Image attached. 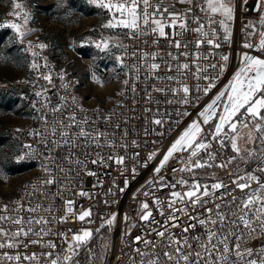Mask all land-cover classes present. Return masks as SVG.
I'll use <instances>...</instances> for the list:
<instances>
[{"label": "snow or ice", "instance_id": "6c2138e0", "mask_svg": "<svg viewBox=\"0 0 264 264\" xmlns=\"http://www.w3.org/2000/svg\"><path fill=\"white\" fill-rule=\"evenodd\" d=\"M88 2L98 8L107 10L111 14L108 22L102 25L106 29L127 30L123 34L133 40L139 39L141 36L152 35L156 37L153 40L154 44L159 43V38H164L169 41V47H174L177 50L185 49V51L179 52V55L172 52L167 53L171 60L177 61L180 56H183L185 61H187L190 55L186 51L188 44L182 43L177 39L179 35L188 31L197 34L194 45L196 49L204 45L219 48L221 44L217 42L219 39L217 27L222 29L224 40L229 41L231 38L230 25L235 18L232 0H195L197 9L195 15L192 13L193 0H179L180 3L189 5L184 13L169 12V6L162 8L163 0H155V2L153 0H88ZM243 2L247 3V0H243ZM11 8L12 11L9 12V15L13 16L15 20L7 22L3 27L12 29L18 41L23 43L26 36L33 32V29L28 27L31 13L19 0H11ZM253 10L261 13L259 30L257 31V24L249 23L245 25L246 29L251 28L252 31L246 32V42L243 47L252 49L264 56V0H258ZM166 13L167 15L165 16ZM189 18L196 25L195 28H188ZM166 28L170 29V32H166ZM119 35L120 33H117L116 37L101 40L95 43V47L102 52L110 50V46L116 49L123 48L124 55H117L115 58L122 69L131 68L135 70V76H131L128 71L124 72L125 76L133 80L131 91L135 94V82L140 80L139 71L141 65L134 63L129 66L125 63V56L128 55L127 49L119 42ZM251 37H256L257 42L255 44L251 42ZM112 39H115L116 43H112ZM34 48L43 50L46 45L43 43L35 46L28 45V50L31 51L32 56L37 57L40 53L34 51ZM131 55L138 60L145 61L143 66L146 72L150 74L160 71L162 66L168 72L179 73V76L173 74L163 78L147 75L145 80L153 78L165 81L163 86L156 87L153 91L166 95L170 94L172 97H179L178 100L169 99L166 103L172 104L175 102L183 105H188L190 103L189 97L193 95V90L187 84V73L189 70L194 69L192 75L197 81H209L203 87L197 84L194 90L195 93L203 92L207 96L216 87L215 81L225 71L229 59L227 55H222L220 60L224 63L220 64L218 68L216 63L205 67L198 62L201 58H208L211 53L201 54L200 52H195L193 60L197 61V63L190 65L188 62H184L182 64L177 63L174 66L164 61L163 56L158 53L150 54L144 52L137 54L133 52ZM149 59L153 62L147 63ZM157 60L160 62H155ZM41 66L48 67L46 58L43 65L37 63L35 59L32 61L31 67L33 69L38 71ZM209 68L213 70L218 68L214 77L209 72ZM202 72L208 74L201 76ZM43 78L49 84L52 83L50 73L44 74ZM60 79H64L63 75L60 76ZM92 79L101 87L105 84L104 80L94 74ZM129 79H125L122 82L125 87L128 86ZM64 87L67 88V85H64ZM144 92L147 95L148 89L145 88ZM37 95H40V93H37ZM60 99L64 100L65 98L61 97ZM72 99L75 101V97ZM148 100H152L151 96H148ZM156 103H160V101H156ZM51 111L54 113L61 112V117L55 118L50 122L46 117L43 118L46 125L51 124V127L46 129V134L44 135V144L50 153H55L57 148L69 150L79 148L84 149L81 155L86 160L90 156L86 151L89 146L94 149L116 147L117 142L108 139L109 136L115 135V131L109 133L107 129H96L94 127L89 130L85 127L89 123L87 117L77 121L75 114L68 113L64 104L53 106ZM190 114L187 111L176 113V115L181 117ZM157 115L163 116L165 114L157 110ZM167 115L171 116V113H167ZM104 123L113 124L114 129L120 131L122 138L127 136V131L120 128L118 123L113 122L111 115L104 118ZM151 123L163 126L167 121L163 118H154ZM175 123L178 124L179 121L177 120ZM91 124L95 125V121L93 120ZM57 125H60V127L58 128ZM208 125H211V127L207 128L206 131L205 126ZM33 135L38 136L41 134L34 133ZM48 136H58V139L49 141ZM213 144L218 146V151L221 155H223L225 149H230L233 155L218 161L217 153L211 151ZM120 146L126 147L123 144ZM25 147L32 149L30 144L25 145ZM154 155L155 153L150 155L149 159H152ZM97 156L98 160L94 159L92 163H103V156L98 153ZM174 157L182 166L179 168L173 166L172 171L190 173L192 174V180L190 182L181 176L174 183H168L161 178L162 187L172 189L179 184L183 189V191H170V199L165 206L172 209V211L166 219L171 222V227H181L180 224L176 223L179 219L176 213L186 212L189 204L193 210L201 208L203 212L197 216L189 215V220H194L196 223H189L187 226L182 227L180 235L171 232L168 225L162 224L161 227L164 230H157L156 232L162 238V247L157 245L155 241L142 240L141 235L134 237L133 243L136 245L142 244V247L133 249L136 255L130 258L132 264H264V245L256 249L247 246L250 240L264 237V58L249 55L248 53L242 54L241 66L235 71L228 84L211 99L210 103H207L197 113L196 119L186 125L184 130L171 143L159 166L154 171L159 174L161 169ZM56 158L54 155L48 156L51 161H55ZM108 158L115 160L117 164H122L124 160L123 156L109 155ZM59 159L70 163H80V167H83V163L77 160L75 153L72 151L59 157ZM249 164H254L255 168L251 171L240 168V165ZM233 165L236 166V171L229 172V176L232 177L231 182L235 185V188L229 192L221 191V189L226 187L222 179L208 184L202 183L195 178L196 170L198 169H223ZM45 171L51 177V170L46 168ZM59 171L67 174L72 169L66 170L61 167ZM133 172L135 173V170ZM257 172L261 173V175H257ZM88 175H94V173L89 171ZM54 183L56 181L53 178L44 181L45 185ZM253 184L257 185V187L253 188ZM236 189L242 195L233 197L231 201L226 200L225 198L231 194V191ZM41 194L49 195L47 193ZM79 195L87 196L88 193L80 192ZM144 195L147 196L148 193L146 192ZM216 199H222L224 203L215 204ZM65 203L66 212L68 214L75 213L78 221L81 223L93 222L90 219L93 215L91 209L76 213L73 207L74 201L67 200ZM154 203L159 209V214L163 215L160 205L164 201L157 199ZM209 203L214 204L215 211L213 208L206 207ZM177 204L183 205V207H176ZM22 207L23 205H19L14 211H19ZM41 207V205L29 207L27 211L37 213ZM141 207L140 218L143 221H149L153 215L149 204L145 202ZM7 210L5 205L3 211L7 212ZM52 210L51 207L45 208V211ZM60 219L63 222L65 217ZM115 219L116 217L113 215L106 222L101 223L95 229V232L99 233L100 229L105 226L111 227ZM124 219L127 220V217L125 216ZM0 221H11V223L19 226L11 235L5 229L0 228V249L5 247L18 248L20 243H22L20 238H26L31 234L39 239L31 240L29 243H42L43 246L50 249V251L41 254L47 258V264H96V260L100 258L93 248L89 246L94 236L92 229H82L78 233H73L71 241H68L67 234L57 233L56 235L63 236L66 247L62 252L56 253L55 243L43 241V237L50 235V230L46 226L54 222L51 218L42 216L38 218L30 217L25 222L22 217L0 215ZM153 222L158 223L157 221ZM25 224L27 225L26 227ZM33 225H40L41 227L34 231ZM197 227L201 230L199 233L194 231ZM190 230H193L192 234L188 235ZM82 250L86 253L83 261L79 259ZM0 259L19 261L21 257L3 253ZM23 259L26 261H38L36 254L25 255Z\"/></svg>", "mask_w": 264, "mask_h": 264}, {"label": "built area", "instance_id": "2783aa9c", "mask_svg": "<svg viewBox=\"0 0 264 264\" xmlns=\"http://www.w3.org/2000/svg\"><path fill=\"white\" fill-rule=\"evenodd\" d=\"M155 2V0H153ZM258 0H247L244 3L243 0H232L234 5V21L231 22V38L229 41H225L223 38L222 29L217 27L219 33L218 43L221 44L219 48H212L208 45H204L199 49L194 47L197 39V34L188 31L184 32L177 37L182 43H187L189 52L187 61L183 56L179 57V60H171L167 53L172 52L179 55V52L185 51L174 47H169V41L164 38H159V43L154 44L153 40L156 37L152 35L141 36L139 39L133 40L125 36L123 33L119 36V42L127 49V56H125V63L131 66L134 63L141 65L139 76L140 80L135 82L136 93L131 91L133 86V80L124 75L125 71H128L131 76H135L134 69L125 68L122 69L116 61L117 55H124V50L116 49L114 56V65L117 78V90L113 96L93 102L83 101L76 93V85L79 82L81 74L78 70H65L60 63L55 60L50 61L47 59L46 51L34 48V51L40 53L39 56L33 57L31 51L26 47V51L30 56L31 64L35 59L37 63L43 65L46 62L48 67L43 66L37 71L31 67V76L29 84L32 87L33 94L29 100L27 113L24 118L16 120L11 125V133L17 140L19 145L18 159L20 162L27 164L29 170L26 175L21 178L14 190L7 194L0 195V215L11 217H22L26 222L30 217L38 218L45 217L51 218L54 222L46 227L50 230V235L43 237L45 242H53L56 244V253H60L66 247L63 241L62 235L67 234L68 241L72 233H78L82 228L86 227L92 229L95 234L105 233L108 236L107 248L104 253L101 264H132L131 257L135 256L133 251L136 247H142L133 243V238L137 235L142 236V240L155 241L157 245L163 246L162 238H160L156 232L157 230H164L161 225L166 224L170 228V231L180 235L182 233V227L187 226L189 223H196L194 220H189V215L197 216L203 212V209H192L189 204L186 212H178L176 215L179 219L176 221L181 227H171V222L166 219L172 209L166 207L167 201L170 199V191H183L179 184L175 188L169 189L162 187L161 178L165 182L174 183L177 178L183 176L186 180L191 182L192 174L179 171L173 172V166L179 168L182 165L174 158H171L167 165L161 169L157 174L154 169L159 166L160 161L166 154L167 149L171 143L178 137V135L184 130L192 120L197 118V113L201 111L207 103L211 102V99L222 90L230 81L235 71L241 66V56L244 53L249 55L262 56L261 53L252 49H246L243 44L246 42V32H251L252 29L245 28V25L249 23L257 24V31L259 30L260 12L254 11V6ZM169 6V12L184 13L189 7L186 3H180L179 0H163L161 7ZM151 11V9H150ZM197 9L195 7V0H193L192 13L195 15ZM111 15V14H110ZM167 13L165 14V16ZM196 25L191 22L189 18L188 28H195ZM214 27H216L214 25ZM166 32H170V29L166 28ZM251 42L254 44L257 42L256 37H251ZM102 40L101 33L98 30L89 33L83 43L86 45H95V43ZM33 46L37 44H31ZM76 46V39H68L63 49L65 51H72ZM158 53L163 56L164 61L171 65L177 63L188 62L190 65H194L197 61L193 60L195 52L201 54L211 53V55L204 59L201 58L198 62L202 66H209L213 63L219 65L224 63L220 60L222 55L229 57L226 69L221 74L220 78L215 81L216 87L213 88L207 96L203 92L195 93V87L199 84L200 87L205 86L209 81L200 80L197 81L193 78L192 72L194 69H190L187 73V84L190 89L193 90V95L189 97L190 103L183 105L181 103H166L167 100H178L179 97H172L170 94H162L153 91L156 87H161L165 83L163 80H156L153 78L145 80V76H160L166 77L168 75H177L179 73L168 72L163 66L160 71L154 73L146 72L144 68L145 61L138 60L132 57V53ZM151 59L147 63H151ZM155 62H160L159 60ZM209 68V72L214 77L218 71ZM50 73L52 76V83L49 84L44 78V74ZM208 73H201V76ZM63 75L64 79L61 80L60 76ZM125 79H129L127 87L122 83ZM13 82H22L19 77H15ZM171 83V82H167ZM67 85V88L64 87ZM175 86V85H173ZM148 89L146 95L144 89ZM40 93V95H37ZM123 93V94H121ZM148 96H151L152 100H148ZM64 97V100L60 98ZM75 97V101H73ZM160 101V103H156ZM194 102V103H193ZM64 104L68 113H74L77 121L84 117H87L89 123L85 125L86 128L91 130L93 127L96 129H107L109 133L115 131L114 136H109V140H115L117 142L116 147H103L100 149H94L93 147H87L86 151L90 154L88 159H84L81 152L84 149H63L57 148L55 153H50L49 149L45 147L44 135L46 129L51 127L49 123H44V117L48 121H52L55 118L61 117V112L51 111L53 106ZM148 109V111H146ZM157 110L165 115H157ZM63 111V110H62ZM187 111L191 113L188 116H178L177 112ZM171 113V116L167 115ZM111 115V120L118 123L120 128L127 131L126 137H121L119 130L114 129L113 124L104 123V118ZM154 118H163L167 121L163 126H158L151 121ZM95 121V125L91 122ZM179 123H175V121ZM67 122V121H65ZM59 128L60 125H57ZM211 125L205 126L207 128ZM19 130V131H18ZM34 133H40L41 135L34 136ZM58 139L57 137L48 136V140ZM32 145V149L25 147V145ZM121 144L126 147L120 146ZM69 151L75 153V157L79 162L83 163V167H80V163H70L62 161L59 157L67 155ZM211 151L217 153V160L224 159L227 156L233 155L229 149H225L223 155L218 151V146L213 144ZM103 156L104 162L92 163V160L97 159L98 156ZM155 153L152 159L149 156ZM49 155H54L57 158L55 161L48 159ZM109 155L116 157L123 156L124 160L122 164H117L115 160L109 159ZM71 168L72 171L67 174L62 173L59 169ZM51 170V177L45 169ZM240 168L246 171H251L255 168L254 164L240 165ZM135 170V173L133 172ZM91 171L94 175H88ZM196 179L202 183L211 184L213 182L224 180L226 187L221 189L222 192H229L235 188V185L231 182L232 177L229 176V172L236 171V166L220 168H206L196 170ZM257 175L261 173L257 172ZM53 178L56 183L51 185H45L44 181ZM253 188L257 185L253 184ZM123 189V191H121ZM80 192L88 193L87 196L79 195ZM148 193L147 196L144 193ZM41 193H47L49 195H42ZM55 194V195H51ZM219 195V193H217ZM242 193L236 189L231 191L225 199L231 201L233 197H240ZM161 199L164 201L160 205V209L163 210V215L159 214V209L155 205L154 201ZM74 201V209L76 213L82 212L86 209H91L93 215L90 219L92 223H81L78 221L76 214H68L66 212V201ZM107 202V203H106ZM148 203L153 215L149 221H143L140 216L142 213V204ZM215 204H223L224 200L216 199ZM7 206V212H4V206ZM19 205H23L19 211H14ZM41 205L42 207L37 213H30L27 211L29 207H36ZM51 207L52 211H45V208ZM176 207L182 208L183 205L177 204ZM208 208H214V204L209 203L206 205ZM115 215L116 219L111 227L105 226L100 229L99 233L95 232L101 223L106 222L107 219ZM127 217V220L124 217ZM61 217H65V220L61 222ZM202 218V217H201ZM153 221H157L155 223ZM27 225L25 224V227ZM19 227L11 223V221H0V228L5 229L9 235L12 234ZM40 225H33L34 231L38 230ZM193 230H190L188 235L192 234ZM195 232L199 233L201 230L197 227ZM127 233V234H125ZM167 235V233H166ZM39 239L35 235H29L24 238L21 237L20 246L18 248L0 249V256L3 253L9 255H19L21 259L19 261H6L0 259V264H47V258L41 255L50 251L49 248L40 244L29 243L31 240ZM27 245V246H25ZM264 245V237L259 239L250 240L247 244L248 247L254 249ZM36 254L38 261H26L23 259L25 255Z\"/></svg>", "mask_w": 264, "mask_h": 264}, {"label": "rangeland", "instance_id": "374dc122", "mask_svg": "<svg viewBox=\"0 0 264 264\" xmlns=\"http://www.w3.org/2000/svg\"><path fill=\"white\" fill-rule=\"evenodd\" d=\"M19 2L31 13L28 27L33 29L23 43L18 41L12 29L3 27L15 18L9 15L12 11L11 0H0V195L12 192L29 170L27 164H24L20 171H13L7 165L8 158L17 160L19 154V145L11 133V125L25 117L33 94L29 84L31 60L26 47L29 44L43 43L46 45L44 50L47 59L60 63L65 70H78L81 76L76 85V93L83 101L93 102L107 99L117 90L114 65L116 48L110 46V50L102 52L95 45H86L83 41L95 30L100 31L102 40L116 37L117 33L121 35L124 31L104 28L102 25L111 18L110 13L89 3L88 0ZM70 38L76 39V46L72 51H65L63 45ZM111 42L116 43V40L112 39ZM93 74L104 80L103 87L95 83ZM15 77H19L22 82H13ZM72 235L73 233L69 241ZM107 243L108 237L106 240L104 233L93 236L89 246L100 257L96 264L102 263ZM85 255L82 250L79 259L83 261Z\"/></svg>", "mask_w": 264, "mask_h": 264}, {"label": "trees", "instance_id": "16d2710c", "mask_svg": "<svg viewBox=\"0 0 264 264\" xmlns=\"http://www.w3.org/2000/svg\"><path fill=\"white\" fill-rule=\"evenodd\" d=\"M8 161V166L11 170L13 171H20L23 169V166H24V163L20 162L18 159L16 160L15 158L13 157H10L7 159ZM105 237H106V240H107V235L104 233Z\"/></svg>", "mask_w": 264, "mask_h": 264}]
</instances>
